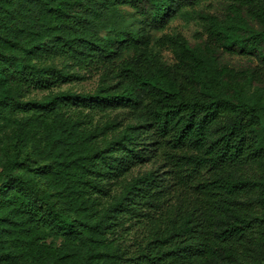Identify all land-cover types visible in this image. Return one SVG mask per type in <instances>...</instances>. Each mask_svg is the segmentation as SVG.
<instances>
[{"label": "trees", "instance_id": "16d2710c", "mask_svg": "<svg viewBox=\"0 0 264 264\" xmlns=\"http://www.w3.org/2000/svg\"><path fill=\"white\" fill-rule=\"evenodd\" d=\"M263 263L264 0H0V264Z\"/></svg>", "mask_w": 264, "mask_h": 264}, {"label": "rangeland", "instance_id": "374dc122", "mask_svg": "<svg viewBox=\"0 0 264 264\" xmlns=\"http://www.w3.org/2000/svg\"><path fill=\"white\" fill-rule=\"evenodd\" d=\"M127 12L130 14L132 12V9L129 7L125 8ZM131 15V14H130ZM199 30V26L195 21H188L181 17H175L169 21L167 24V27L162 30H157L154 32V38L159 37L163 32H171V31H181L184 33L192 43L196 42V38L194 37V32ZM165 57L168 60H172V55L169 51L164 52ZM228 60L236 65H244L251 62V60L243 55H229L227 56ZM55 63L62 66L64 64V60L60 59V57H55ZM78 69V67H76ZM80 74L83 77H74L71 81L64 83L61 86V89H73L77 91H92L99 80V72H88L85 69H82L80 71ZM48 93V90H33L29 98L31 97H37V98H43ZM137 228H132L129 230V233L126 235V242H132L134 240L133 238L138 234L136 231ZM139 231V229H138ZM85 248L86 252H90V249L87 247ZM264 264V263H263Z\"/></svg>", "mask_w": 264, "mask_h": 264}]
</instances>
